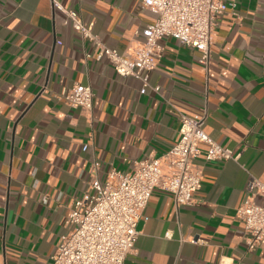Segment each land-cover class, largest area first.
Instances as JSON below:
<instances>
[{
	"label": "crops",
	"instance_id": "0c3cea01",
	"mask_svg": "<svg viewBox=\"0 0 264 264\" xmlns=\"http://www.w3.org/2000/svg\"><path fill=\"white\" fill-rule=\"evenodd\" d=\"M57 1L129 56L155 20L140 0ZM222 1L236 8L217 20L207 71L197 50L163 38L149 75L159 90L140 94L49 0H0V264H52L91 178L160 157L178 140L179 115L205 112V132L237 159L196 157L202 179L188 206L154 189L125 262L264 264V240L249 250L236 218L249 180H264V0ZM76 84L93 90L91 115L59 99Z\"/></svg>",
	"mask_w": 264,
	"mask_h": 264
},
{
	"label": "built area",
	"instance_id": "2783aa9c",
	"mask_svg": "<svg viewBox=\"0 0 264 264\" xmlns=\"http://www.w3.org/2000/svg\"><path fill=\"white\" fill-rule=\"evenodd\" d=\"M49 2L63 14L62 24L93 49L96 61L105 59L118 76L141 82L140 94L159 90L150 85L149 75L156 69L163 38L197 50L199 63L207 71L217 20L236 8L234 2L222 0H140L139 6L153 13L155 20L142 30L144 40L129 56L107 46L93 32V23L84 22L79 13L57 0ZM93 98L92 88L80 84L59 95L68 107L90 115ZM205 120L206 112L198 118L179 115L178 140L160 157L136 161L128 172L111 170L103 179L91 178L87 191L70 206L65 220L68 231L61 236L52 264H126L138 240L137 223L154 189L170 193L177 209L190 205L202 179L196 157L202 155L206 162L238 157L205 132ZM87 148L84 145L82 150ZM257 196L263 199L260 205L254 202ZM236 218L243 224L247 248L255 249L264 240V180H249Z\"/></svg>",
	"mask_w": 264,
	"mask_h": 264
}]
</instances>
